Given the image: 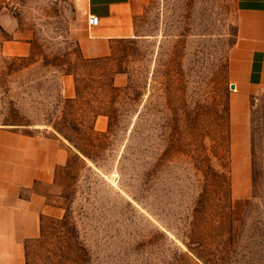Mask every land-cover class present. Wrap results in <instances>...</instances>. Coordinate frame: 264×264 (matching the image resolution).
Instances as JSON below:
<instances>
[{"label": "rangeland", "instance_id": "374dc122", "mask_svg": "<svg viewBox=\"0 0 264 264\" xmlns=\"http://www.w3.org/2000/svg\"><path fill=\"white\" fill-rule=\"evenodd\" d=\"M82 3L0 0V127L71 150L26 264H264V90L230 88L235 0H133L135 34L95 58Z\"/></svg>", "mask_w": 264, "mask_h": 264}, {"label": "crops", "instance_id": "0c3cea01", "mask_svg": "<svg viewBox=\"0 0 264 264\" xmlns=\"http://www.w3.org/2000/svg\"><path fill=\"white\" fill-rule=\"evenodd\" d=\"M237 29L227 56V75L240 96L264 90V0H235ZM133 0H83L78 48L85 58L106 56L113 43L135 34ZM89 14L99 17L91 27ZM70 94V84H67ZM54 132L0 127V264H26L25 242L40 232L44 195L71 150ZM244 160V159H242Z\"/></svg>", "mask_w": 264, "mask_h": 264}, {"label": "built area", "instance_id": "2783aa9c", "mask_svg": "<svg viewBox=\"0 0 264 264\" xmlns=\"http://www.w3.org/2000/svg\"><path fill=\"white\" fill-rule=\"evenodd\" d=\"M87 21L89 26L91 27H97L99 25V17L96 14H89ZM230 88L232 90L236 89V87L234 85H231V83H230Z\"/></svg>", "mask_w": 264, "mask_h": 264}]
</instances>
